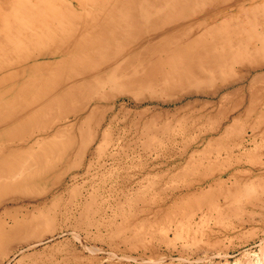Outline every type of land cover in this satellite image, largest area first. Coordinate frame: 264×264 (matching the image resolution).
Instances as JSON below:
<instances>
[{
    "label": "rangeland",
    "instance_id": "obj_1",
    "mask_svg": "<svg viewBox=\"0 0 264 264\" xmlns=\"http://www.w3.org/2000/svg\"><path fill=\"white\" fill-rule=\"evenodd\" d=\"M43 1L12 50L0 0V264H264V0Z\"/></svg>",
    "mask_w": 264,
    "mask_h": 264
},
{
    "label": "bare ground",
    "instance_id": "obj_2",
    "mask_svg": "<svg viewBox=\"0 0 264 264\" xmlns=\"http://www.w3.org/2000/svg\"><path fill=\"white\" fill-rule=\"evenodd\" d=\"M13 2H14V9H13V11H11L10 12V14H9V16L7 17V22L6 23H3V29L1 30V33H3V31L5 30V29H7L6 30V33L4 34H2L3 35V41L6 43V46L8 45L9 47L11 46V48H12V50H18V47L21 45V44H23L22 43V41L21 40H19V39H17V38H20V39H22V40H24V41H26V43H27V45H30V46H32L33 44H32V42H34L35 41V44H36V46H39V45H41L43 42H42V36H43V33L44 32H47V33H51L52 32V29L53 30H55V28L58 26V25H60V24H58L56 27H55V25H56V22H58V20H56L55 22L53 21V24H52V22H50V23H45V22H43L42 20L40 21V20H38V23H35V26L34 25H32V26H29L28 25V21H31V20H33L34 19V14L36 13V14H38L39 12H41V10H40V8H39V5H41V3L42 2H44L43 0H36V3L34 4V5H32V4H30L29 2L30 1H28V0H12ZM45 3V2H44ZM43 4V3H42ZM32 5V6H31ZM43 5H45V4H43ZM46 6H47V3H46ZM45 8V7H44ZM52 8V7H51ZM49 9V7L48 8H46V10L47 9H49V10H47V13H50L49 15L51 16V18H53V19H56V18H58V16L55 14V10H53L52 11V9ZM44 10V9H43ZM26 13L27 14V17H26V19H24L23 17H21L22 15H20L21 13L24 15V13ZM44 12V11H43ZM52 12V13H51ZM47 13H45V15H43V16H46V14ZM55 14V15H54ZM39 15H40V13H39ZM57 16V17H56ZM46 18V17H45ZM40 19H43L44 20V18L43 17H41ZM52 21V20H51ZM22 22H24L25 24H22ZM42 22V23H41ZM29 26L30 27V31L29 32H27V31H24V30H21V28L23 27V26ZM44 27V29H40L41 27ZM15 27V28H14ZM42 27V28H43ZM52 27V28H51ZM11 29H14L15 31H16V33H17V35L15 36L12 32H11ZM69 36H71V34H69ZM72 37V36H71ZM71 37L70 38H68V39H66V41H57V40H53V41H51L52 42V44H51V46H55V47H57L58 45H59V43H60V45H59V47H57V51L55 50L53 53H51V56L50 57H53V54H59V53H63V56H66L67 55V53L69 52H71V51H76V50H78V49H80V47H82V44H80L79 45V41L80 40H78V39H75V40H73L72 41V43L70 44L68 41H70L71 40ZM34 39V40H33ZM80 39V38H79ZM3 42V43H4ZM58 42V43H57ZM67 42V43H66ZM81 43V42H80ZM83 43V42H82ZM32 44V45H31ZM139 43L137 42V44H134V46H135V48H136V46L138 45ZM5 46V47H6ZM7 46V47H8ZM80 46V47H79ZM89 49H88V54H91V53H94V54H98V53H101V49H102V46H101V43H95V42H93V43H90L89 45ZM87 46V47H88ZM15 48H17V49H15ZM28 48V47H27ZM30 48V47H29ZM8 49V48H7ZM7 49H6V51H7ZM24 52V51H23ZM27 52H28V50H27ZM91 52V53H90ZM8 53H9V51H8ZM7 53V54H8ZM68 53V54H69ZM14 54V53H13ZM39 54V53H38ZM12 55V54H11ZM23 55H25V54H23ZM42 55V54H41ZM13 57V56H12ZM18 57V56H17ZM44 57V56H43ZM15 58V57H14ZM20 58V57H19ZM18 59V58H17ZM24 59H27L26 57L25 58H23L22 60L24 61ZM19 60V59H18ZM21 60V61H22ZM21 61L19 62V64L21 63ZM64 61H68L69 62V58H66V59H64L62 62H64ZM25 62H26V60H25ZM24 62V63H25ZM21 64H23V63H21ZM32 64V63H31ZM60 64H63V63H60ZM90 64H92V63H90ZM89 64V65H90ZM126 64V63H125ZM27 65V64H26ZM29 65V64H28ZM98 65H100V63L98 64ZM104 65H106V64H104ZM119 66H122L120 69L123 71H126L128 68L127 67H123V66H125V65H123V64H120ZM137 68V67H136ZM116 71V70H115ZM118 71V70H117ZM123 71V72H124ZM134 71H135V68H134ZM132 74L134 75V72H132ZM82 111H80V112H78V111H75L74 113H71L72 115H74V116H76V117H78L79 115H80V113H81ZM16 175H18L17 173H15ZM15 176V175H14Z\"/></svg>",
    "mask_w": 264,
    "mask_h": 264
}]
</instances>
